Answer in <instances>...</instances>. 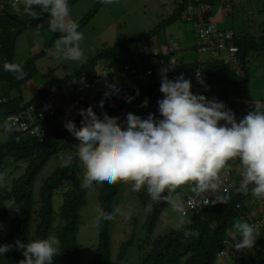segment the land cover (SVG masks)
Here are the masks:
<instances>
[{
	"label": "clouds",
	"instance_id": "1",
	"mask_svg": "<svg viewBox=\"0 0 264 264\" xmlns=\"http://www.w3.org/2000/svg\"><path fill=\"white\" fill-rule=\"evenodd\" d=\"M221 1L233 2V0ZM19 2L20 7L18 9ZM102 2L111 4L113 0H102ZM209 3L211 8L207 12L213 10V0ZM8 4H14L17 12L31 20L40 19L43 14L47 13V30L60 34L55 41V51L59 58L73 62L85 59L84 52L80 47L85 35L79 30L78 21L71 18L69 0H0V13L7 9ZM187 6L188 1L182 14V21L185 22H189L185 20ZM203 21L216 24L222 32L231 31L233 33L232 42L238 48L237 55L240 53V47L235 38L237 32L222 28L220 23L211 18L206 19L205 16ZM192 25L195 32L194 46L197 51V28H195L194 23ZM173 40L178 42L177 39ZM232 42L229 41L228 43ZM140 43L144 46L149 45L148 39L142 40ZM1 51L2 46L0 45V56ZM42 52H46V50L43 51L42 49L40 53ZM199 58L200 61H198ZM198 59L192 62L202 64L207 60H212L209 55H199V53ZM104 61L110 60H101L99 63ZM180 62L183 63L182 67L185 63H188ZM125 63L137 66L132 61H125L123 64ZM123 64H121V67ZM3 70L14 74L18 80H22L26 76L24 67L19 63L5 62ZM169 70V68L161 70L160 91L163 98L157 102L159 116L149 113L147 118H142L129 112L126 114L125 121H121L109 116L106 112L102 114L101 118L90 105L86 108H80L77 113L82 117L79 127L71 119L66 120L64 123L67 131L79 141L75 153L77 160H74V152H71L69 156H64L62 161H58L57 164L49 165L48 168L45 164L36 184L40 186L43 180L57 170L59 164L62 167H69L72 160H74L79 163L80 167L83 166V182L82 176L79 174L80 168L77 177L80 178L81 186L86 189V203L83 206L81 205L80 209L78 208L79 213L88 203L87 191L89 188L95 185L108 186L125 182L127 185L130 184L127 192L131 193L129 190L139 192L146 189L153 201H166L170 203L174 211L183 214V212L192 211L189 210L187 203L190 196L195 195L196 191L217 192L221 172L231 162L238 161L243 166L242 177L237 175L234 178L233 176L235 184L228 191L223 193L221 191L215 195L225 194L239 187L238 190L245 195L250 192V197L245 207L242 208V206L237 205V208H242V211L245 210L244 214L240 215V219L244 222L235 224L240 236H233L230 229H228L226 238L223 241L224 246L218 250L216 259L217 257H228L239 250L252 249L261 237L260 229L264 227V223L254 225L257 220L261 222L263 219V214L260 212L257 203L259 199H264V104L255 105L253 110L237 121L234 113L237 109L233 107V112L223 102L218 101L216 97L208 99L205 95L193 92L192 80L185 78L183 74L175 79H170L173 76L168 77ZM198 70L196 80L203 85L205 83L203 80L204 75L201 69ZM82 76L83 74L68 82L74 93L72 100L77 89L82 91L85 89V85L79 82ZM151 78L149 83L154 82ZM87 81L91 82L93 78L87 79ZM109 91L106 92V96L118 92L114 86ZM52 96L56 100V102L51 101L50 107L54 110V113L47 115L46 118L36 120V123L44 129L43 134L39 135L31 129L23 130L20 126L12 125L7 120L8 116L13 115L10 114L4 120L0 119V125L2 126L0 139H6L7 134L15 128L22 135L27 134L28 137H37L39 140H43L48 129L45 123L46 120L53 117L62 105L60 97L52 87L44 97V104L32 103L23 108L26 109L31 105H35L37 108L45 110ZM136 96H139V89H136L135 96L127 98V102L131 103ZM61 97L67 98L65 94ZM0 100V103L6 101L5 98H0ZM72 100L69 102V107H71ZM103 103V100L99 102L101 108H103ZM148 103L149 100L146 98L142 101L141 106L147 107ZM95 106H97V101ZM45 113H47V110ZM221 121L224 123H221ZM64 176V181H61L63 184H59L55 188V191H57L56 199L59 201L61 194H63L75 205L78 195L70 190V184L74 181L72 174L68 172ZM4 180L5 178L0 175V184H3ZM189 183L193 184L192 190H186L185 188V184ZM182 187H184L183 191L186 190L187 193L185 196L186 209H184V203L181 199H172L171 197V193L175 189ZM166 192L168 195H165ZM214 196L211 197V201ZM102 209L101 207V211ZM117 214H122L119 208L114 209L112 213H103V219L112 220ZM79 222L81 224V219ZM188 222L182 215L178 226H183ZM189 234V232H185V235ZM232 238H239L235 243L236 249L227 256H220V251L225 248ZM15 245L16 250L22 251L25 257L20 261V264H52L53 258L60 253L61 242L56 236H48L29 243L17 239ZM12 249L13 245L11 244H0V256L4 257L5 253L12 251Z\"/></svg>",
	"mask_w": 264,
	"mask_h": 264
},
{
	"label": "trees",
	"instance_id": "2",
	"mask_svg": "<svg viewBox=\"0 0 264 264\" xmlns=\"http://www.w3.org/2000/svg\"><path fill=\"white\" fill-rule=\"evenodd\" d=\"M75 2L76 0H69V4ZM98 4L94 10L97 9ZM186 5L187 1L181 0L172 14L139 38L140 42L158 37L166 30L167 26L179 19L182 20ZM20 15L16 9L15 11L5 9L0 13V45L2 46L0 98L6 99L0 103V119L2 120L10 114L18 113L32 103L36 104V100L40 97L39 103L44 104L45 95L57 83H68L82 74H85L88 80L94 78L97 65L101 60H110L115 67L114 72H109L112 78L114 75L121 74L123 70L121 64L131 61L130 45L137 41L134 38L125 39L103 48L89 63L82 65L70 76L47 82L43 90L38 91L30 102L24 103L21 85L28 81L29 69L33 66L35 57L26 62H16L14 55L19 36L35 20L24 16L22 17L26 19L21 18ZM211 15L212 12H207L204 16L209 19ZM261 15L263 14L261 13ZM82 24L83 21L79 23L80 28H82ZM243 25L244 28L242 27V31H239L235 37L240 47L238 56L244 68L242 76L231 68L229 62L221 59L207 60L202 64H195V66L188 65L189 62L185 63L176 74L172 75V79L183 74L185 78L192 80L193 92L202 86L196 80L198 69H201L204 75L205 83L203 85L207 84L213 76H218L232 85L248 79L250 74L248 58L251 51L258 48L253 38L254 35L264 37V30L261 29L252 35L246 25ZM59 35L57 33L55 37H59ZM249 36H251V40ZM262 47H264V43L260 49ZM5 62L21 64L26 72L25 78L18 80L14 74L5 72L3 70ZM160 85L161 82L158 81L148 85L136 84L131 87L126 84H117L115 88L118 92L107 96L106 93L101 94L97 99V106L93 107V110L101 118L104 112L112 116L117 108L128 104L127 98L135 96L136 89H139V96H136L132 102L142 103L147 98L149 103L156 104L159 99L163 98ZM101 100L104 101L103 108L99 106ZM253 109L254 106L249 109L237 110L234 113L240 120L242 113ZM68 119L73 120L79 127L82 117H72L66 113L60 116L57 109L55 115L45 122L48 129L43 140L22 135L14 128L11 133L7 134L6 139H0V175L5 178L4 183L0 184V244L13 245L12 251L5 253L4 257L0 256V264H20V261L25 259L22 251L16 250L17 239L29 243L48 236H56L61 242L60 253L53 258L57 264H80L82 244L77 239L81 225L78 208L86 203V189L81 186L80 178L77 177L80 165L74 161L77 160L75 153L79 141L64 127V123ZM0 132H2L1 125ZM71 152H74L71 166L62 167L59 164L57 170L43 180L40 186L36 184L40 172L52 157H57L61 162L62 158L69 156ZM68 172H71L74 180L70 184V190L78 195L75 204L77 207L63 194L59 201L55 196L57 194L56 186L63 184L61 181H64V175ZM128 185L130 184L128 183ZM128 185L125 182H118L113 185L98 186V200L103 209L98 222V245L89 264H109L113 258L116 237L122 240L118 243L120 246L118 252L124 254L127 245L124 240L126 236L135 234V228L133 227L132 231H129L125 227L120 234L114 236L115 227L130 222L132 224L142 223L144 226L143 228L141 225L143 233L142 231L138 233V246L145 252L140 264H215L217 252L224 246L226 231L233 226L236 219H240V215L244 214L245 210L242 211V208L245 207L250 197V192L245 195L238 190L239 187L234 188L228 193L215 195L210 205L203 209L183 212L184 218L189 221L183 226L163 229L160 227L161 225L158 227V224H160L161 215L166 212L169 203L163 200L153 201L146 189L139 192L129 190L131 192L129 193L127 192ZM185 188L192 190L193 184H185ZM178 190L179 188L171 193L172 198ZM165 195L168 193L166 192ZM237 205L242 208H237ZM116 208H119L122 214L115 215L112 220L103 219V213H112ZM260 231L261 237L257 240L254 248L239 250L233 254L234 264H264V227ZM185 232L190 234L185 235Z\"/></svg>",
	"mask_w": 264,
	"mask_h": 264
},
{
	"label": "rangeland",
	"instance_id": "3",
	"mask_svg": "<svg viewBox=\"0 0 264 264\" xmlns=\"http://www.w3.org/2000/svg\"><path fill=\"white\" fill-rule=\"evenodd\" d=\"M180 2L181 0H113V3L105 4L102 0H76L75 3L69 4L71 18L79 23L83 21L82 28L79 30L85 35V39L80 43L85 59L79 62L66 61L59 58L55 51V41L59 37H55L56 33L47 30L48 14L45 13V16L33 21L28 26V29L19 36L17 41L14 55L16 62H26L28 59L35 57V62L29 69L30 76L28 81L21 85L23 102H30L38 91L43 90L47 82L54 79H63L73 74L82 65L89 63L103 48L129 38L137 40L130 45V56L131 61L135 62L140 69H144L147 66L154 67L153 57H151L153 51L158 50L164 53L169 39H177L179 42L177 58L180 61L189 62L188 65L190 66H195L192 61L198 59V53L194 46L195 35L192 33L193 25L191 22H185L181 19L177 21L180 24L181 38L174 35L170 31V28H168L172 23L158 37L148 38V46H144L139 40L140 37L147 34L172 14ZM236 2L238 3L236 7L241 12L249 14L251 19H248V16L243 17V19H233L234 15L240 16L239 12L234 11V9H226L225 20L220 23V26L225 29H232L238 33L243 23L252 35L257 31L259 32L260 27L257 21L258 18H262L261 13L264 16V0H235ZM97 3H99L98 7L94 10ZM13 6L14 4L8 6L7 11H15ZM19 7L20 2L18 3V9ZM20 16L21 18L25 17ZM253 40L258 45V48L253 49L248 58L250 71L248 79L239 84L232 85V83L218 76H213L207 84L195 89V93L229 99L233 102L234 109L236 108L237 110L249 109L251 106L257 105L255 102L261 101L264 93V47L260 49L264 43V37L254 35ZM42 49L43 51L46 50L45 53L42 52L43 54L40 53ZM155 72V75L151 79L154 82H161V68L156 67ZM52 87L55 89L62 103L61 107L58 108L59 115L63 116L66 113L72 117L80 116L73 108L69 107V102L74 96L70 84L57 83ZM63 94L66 95V99L61 97ZM244 97L248 99L249 103L242 102L244 101ZM40 98L36 100V103L41 101ZM261 102L264 104V98ZM141 104L140 102L128 103L126 106L117 108L111 117L125 121L126 114L129 112L142 118H147L149 113L159 116L157 103H148L147 107H142ZM248 112L242 113L240 119L247 115ZM25 135L27 136V134ZM58 161L57 157H52L46 164V168L49 165L57 164ZM236 166H239V163H236ZM79 174L82 176L83 182L82 165ZM183 189L184 187L179 188L172 199H181L184 203V209H186L185 196L187 193L185 191L187 189L184 191ZM98 194V185L89 188L87 191L88 203L80 211L81 225L77 234L78 242L82 244L80 264H89L91 262L98 245V222L101 213ZM167 207L166 212L161 215L158 227L160 225L163 229L179 227V221L183 214L174 211L170 203ZM240 222L244 221L236 219L234 225L230 228V233L235 237L240 236L239 230L235 228V224ZM141 225L144 228L142 223L132 224L131 222L115 227L114 236L120 234L125 227L129 231H132L134 227L135 234L126 236L124 241L127 245L124 254L118 252L120 248L118 243L122 242V240L119 237L114 239V253L109 264H140L142 262L145 252L140 250L138 246V233L140 231L143 233ZM52 262L53 264H57L56 260ZM215 264H234V256L231 254L225 258L217 257Z\"/></svg>",
	"mask_w": 264,
	"mask_h": 264
},
{
	"label": "built area",
	"instance_id": "4",
	"mask_svg": "<svg viewBox=\"0 0 264 264\" xmlns=\"http://www.w3.org/2000/svg\"><path fill=\"white\" fill-rule=\"evenodd\" d=\"M188 6L185 13V20L194 23L195 28H197V46L198 53L207 54L212 60L223 59L229 62L234 71L239 74H244L243 66L241 65L240 59L237 55L238 48L234 42H232L233 33L222 32L218 26L214 23H205L204 14L210 10L211 0H187ZM231 41L232 43H228ZM179 43L176 40L170 39L166 44V50L164 53L154 50L151 57H153L152 66H147L144 69L131 64L125 63L122 65L123 70L119 76L114 75L112 78L109 72H114L115 67L110 61H104L97 65V71L93 78V81L88 82L87 77L83 74L80 77L79 82L85 85L84 91L77 89L75 91V97L71 102V108L78 113L80 108H86L89 105L95 107L96 101L100 94L109 92V90L117 84H126L131 87L136 84L147 85L150 78L155 74V68L160 67L161 70L164 68H169L167 75L176 74L182 67V62L177 58V49ZM150 58V56H149ZM200 61V58L198 59ZM200 72V70H198ZM197 75V72H196ZM208 99L215 97L206 96ZM218 101L223 102L227 108L234 112L232 102L224 98H216ZM1 101V100H0ZM50 103L43 110L42 108H37L35 105H31L26 109H23L18 114H13L7 117L9 123L15 126H20L23 130L31 129L32 131L43 134L44 129L36 123L37 119L46 118L47 115H52L54 110L51 107V101L56 102L55 98L52 96L49 99ZM55 105H57L55 103ZM47 110V113L45 111ZM237 121H239L237 119ZM221 123H224L221 121ZM238 161L231 162L226 168L221 172L218 184L219 189L215 193L209 192H197L195 195L190 196L187 203L189 210L200 209L207 206L211 197L222 191L226 192L230 189L232 185L235 184L234 178L237 175L242 177L243 166L239 163V166H235ZM234 176V178H233ZM258 208L263 214V219L261 222L257 220L254 225L264 223V199L258 200ZM239 239V238H238ZM238 239L232 238L231 241L225 246L223 250L220 251V256H227L230 252L234 251L235 243Z\"/></svg>",
	"mask_w": 264,
	"mask_h": 264
},
{
	"label": "crops",
	"instance_id": "5",
	"mask_svg": "<svg viewBox=\"0 0 264 264\" xmlns=\"http://www.w3.org/2000/svg\"><path fill=\"white\" fill-rule=\"evenodd\" d=\"M213 10L211 11L212 12V15H211V19H213L214 21H216V22H218V23H221V22H223L224 20H225V11H226V9H234V11H238L239 12V14H240V16H237V15H234V18L233 19H235V18H239V19H243V17H246V16H248L249 17V14H245V13H243V12H241L236 6H238V3L236 2L235 3V0H233V2L232 3H230V2H223V1H221V0H213ZM227 4V5H226ZM231 4V5H230ZM230 5V6H229ZM233 11V12H234ZM253 12H254V10H253ZM231 13V12H230ZM255 14H257V12H254ZM254 14V15H255ZM248 19H251L250 17L248 18ZM241 22H242V20H241ZM241 22H238V23H241ZM258 24H259V27H260V30L261 29H263L264 30V16L262 15V18L260 19V18H258ZM242 27L244 28V25H243V23H242ZM242 27H240V31H242ZM168 28H170V31L174 34V35H176V36H179V38H181V36H180V24L176 21V22H174L171 26H169ZM187 29V28H186ZM245 30V29H244ZM187 31H189V29H187ZM192 31V30H191ZM182 33V32H181ZM192 33L195 35V32H194V28H193V31H192ZM249 38H250V40H251V36H249ZM263 98H264V93H263V97L261 98V101L263 100ZM250 100H252V99H250ZM260 100L259 101H257V102H255L256 104H262V102H261ZM243 103H249L248 102V99H246L245 97H244V101H242ZM252 107V106H251ZM236 109V108H235Z\"/></svg>",
	"mask_w": 264,
	"mask_h": 264
},
{
	"label": "water",
	"instance_id": "6",
	"mask_svg": "<svg viewBox=\"0 0 264 264\" xmlns=\"http://www.w3.org/2000/svg\"><path fill=\"white\" fill-rule=\"evenodd\" d=\"M170 79H172V77H170Z\"/></svg>",
	"mask_w": 264,
	"mask_h": 264
}]
</instances>
